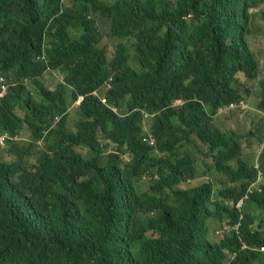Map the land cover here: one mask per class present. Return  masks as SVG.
Here are the masks:
<instances>
[{
    "label": "trees",
    "instance_id": "16d2710c",
    "mask_svg": "<svg viewBox=\"0 0 264 264\" xmlns=\"http://www.w3.org/2000/svg\"><path fill=\"white\" fill-rule=\"evenodd\" d=\"M109 2L0 0V264H264V184L251 191L259 170L226 111L241 76L259 79L264 0ZM255 101L264 113V79ZM214 219L232 232L219 242Z\"/></svg>",
    "mask_w": 264,
    "mask_h": 264
},
{
    "label": "rangeland",
    "instance_id": "374dc122",
    "mask_svg": "<svg viewBox=\"0 0 264 264\" xmlns=\"http://www.w3.org/2000/svg\"><path fill=\"white\" fill-rule=\"evenodd\" d=\"M112 3L115 0H109ZM65 3L68 4L69 0H65ZM261 10H264V5L260 6ZM260 9L253 11L252 13V22L251 27L249 31L248 41L251 45V48L259 62L260 66V76L259 79L256 81H247L245 78L241 76L243 90L242 94L244 96L243 104L240 105V107L236 108L235 110L226 109V111L230 115L235 116V122L239 125V133L243 136L241 137V145H242V154L241 158L248 163V165L253 166L258 172L257 179L255 180V183L251 186V191L254 190L253 187H258L260 185L264 184V173L259 168V158L263 154L264 151V113L258 111L256 109V101L255 96L258 93V82L261 79H264V21L261 19L260 16ZM101 19L97 20V24L99 23V26L103 32L104 39L102 41V46L109 47V53L112 54L113 50L112 48L117 44V40L111 35L109 26L107 23L100 22ZM44 84L49 89H55L56 85L63 80V76L58 71H49L43 76ZM250 90V95L247 96V92ZM247 96V100H246ZM78 101L75 102L70 106L69 113V129L73 130L75 125L74 122L77 121V118L75 116V112L78 107ZM19 115H23L21 112H18ZM240 125L242 126V130L240 128ZM226 130H229V126H226ZM145 130L147 131V134L149 132V123L146 124ZM19 141L27 142L29 140L28 134H21L19 138H16ZM9 140L8 135H1L0 136V153L5 152L4 148L6 146V141ZM148 144L153 147L155 146V143L152 145L151 137H147ZM1 141L3 143H1ZM204 151L198 152V154H201V157L197 155L199 163L201 167H205L206 165H212V158L213 156L207 155L205 151L208 150V148L202 147ZM205 159V164L201 163V159ZM9 159V158H8ZM33 160V158H31ZM127 160V157L125 158ZM226 178V176H225ZM208 181V179H200L195 180L189 184V187H196L201 183H204ZM223 185V186H222ZM227 183L221 184L219 186H215V196L218 197L219 192L225 188ZM247 199V197H245ZM244 199V200H245ZM242 200L238 204V208L241 209L243 206ZM215 209V208H214ZM264 221V220H263ZM261 220H257L254 223L253 228H259ZM232 233L230 230V227L227 225L226 222L219 221L217 219L211 220V238L214 242L221 241L226 234Z\"/></svg>",
    "mask_w": 264,
    "mask_h": 264
},
{
    "label": "clouds",
    "instance_id": "9594fccd",
    "mask_svg": "<svg viewBox=\"0 0 264 264\" xmlns=\"http://www.w3.org/2000/svg\"><path fill=\"white\" fill-rule=\"evenodd\" d=\"M259 252H260V250H259ZM260 253H262V252H260ZM263 254H264V253H263ZM234 256H236V255H234ZM234 256H231V255H230V258H229V264L232 263V261H234V259H235Z\"/></svg>",
    "mask_w": 264,
    "mask_h": 264
},
{
    "label": "built area",
    "instance_id": "2783aa9c",
    "mask_svg": "<svg viewBox=\"0 0 264 264\" xmlns=\"http://www.w3.org/2000/svg\"><path fill=\"white\" fill-rule=\"evenodd\" d=\"M151 141H152V145H153V143H155L154 139L151 138ZM1 143H3V142L1 141ZM260 252L264 253V247L260 249ZM234 258H235V256H234Z\"/></svg>",
    "mask_w": 264,
    "mask_h": 264
}]
</instances>
